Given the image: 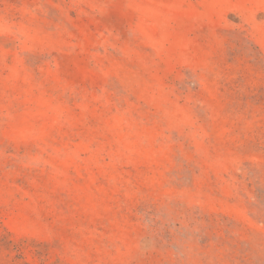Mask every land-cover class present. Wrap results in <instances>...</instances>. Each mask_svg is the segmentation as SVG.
<instances>
[{
    "label": "rangeland",
    "instance_id": "obj_1",
    "mask_svg": "<svg viewBox=\"0 0 264 264\" xmlns=\"http://www.w3.org/2000/svg\"><path fill=\"white\" fill-rule=\"evenodd\" d=\"M0 264H264V0H0Z\"/></svg>",
    "mask_w": 264,
    "mask_h": 264
}]
</instances>
